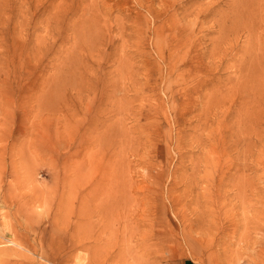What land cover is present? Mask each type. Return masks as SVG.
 I'll list each match as a JSON object with an SVG mask.
<instances>
[{
    "label": "rangeland",
    "instance_id": "374dc122",
    "mask_svg": "<svg viewBox=\"0 0 264 264\" xmlns=\"http://www.w3.org/2000/svg\"><path fill=\"white\" fill-rule=\"evenodd\" d=\"M35 5L0 8V264H264V0Z\"/></svg>",
    "mask_w": 264,
    "mask_h": 264
},
{
    "label": "bare ground",
    "instance_id": "6f19581e",
    "mask_svg": "<svg viewBox=\"0 0 264 264\" xmlns=\"http://www.w3.org/2000/svg\"><path fill=\"white\" fill-rule=\"evenodd\" d=\"M2 1V0H1ZM38 1H40V0H6V3H4L3 5L4 6H0V8L2 7L3 9L4 8H6V13H7V17L6 18H8V17H10L12 20H13V23H14V28L13 29H17L18 28V34H17V36L16 37H18L19 35H23V34H31V33H29L30 31H29V27H31V28H39V26L41 25V24H43L44 23V21H45V19H41V18H39V16L40 15H43V13L45 12L44 11V9H40L37 5H35V4H37L38 3ZM2 2H4V0L2 1ZM13 3V4H12ZM1 5H2V3H1ZM58 7V6H57ZM8 9V10H7ZM46 9H48V7H46ZM3 12H4V10H2ZM2 12V13H3ZM1 14V13H0ZM24 14H26V17L25 18H23V19H19V17L20 16H23ZM35 16H37V19L35 18ZM4 19V18H3ZM32 19H34L35 21H34V23L31 25V20ZM5 20V19H4ZM4 20L2 21L3 23H4ZM1 22V21H0ZM1 22V23H2ZM40 23V24H39ZM5 24V23H4ZM1 25V24H0ZM3 25V24H2ZM47 25H49V24H47ZM16 29L14 30L15 32H16ZM57 29H58V33H60V32H62L61 31V26H59L58 24H57ZM78 29V27H75L74 26V30L76 31ZM0 31H1V26H0ZM32 32V31H31ZM1 38V37H0ZM13 39V38H12ZM16 45H17V43H16ZM3 46H5L4 44H3V42H0V59H3V58H5V55H2V50L4 49V47ZM15 46V45H14ZM2 47H3V49H2ZM2 49V50H1ZM8 53V52H7ZM22 53V52H21ZM8 56H10V55H8L7 54V58H9ZM9 60V59H8ZM14 60V59H13ZM1 61V60H0ZM2 62L4 63V61L2 60ZM12 63H14L13 61H11ZM1 65V64H0ZM9 66V65H8ZM13 69V68H12ZM15 69V68H14ZM8 71V70H7ZM14 71V70H13ZM21 72V71H20ZM3 74V69L2 68H0V77H1V75ZM7 76V75H6ZM9 76V75H8ZM7 78V77H6ZM8 79H9V77H8ZM3 81H5V80H3ZM6 83H8V82H6ZM5 83V84H6ZM8 85V84H7ZM4 86V85H3ZM2 89H4L3 87H1ZM114 88H115V86H114ZM5 90V89H4ZM10 90V89H9ZM112 91H114L115 92V89H113ZM0 92H2V90L0 91ZM6 92V91H5ZM112 93V92H111ZM1 94V93H0ZM10 94V93H9ZM12 94V93H11ZM3 95V94H2ZM7 96V98H8V95H6ZM13 95H11V97H12ZM13 98H14V96H13ZM10 100V99H9ZM13 101H14V99H13ZM12 101V102H13ZM10 103V102H9ZM2 102L0 101V112L2 113V110H3V107H2ZM7 106V105H6ZM5 106V108H7ZM10 108V107H9ZM7 111V110H6ZM10 111V110H9ZM5 114V113H4ZM3 121V120H2ZM1 122V121H0ZM60 122V121H59ZM2 124V123H1ZM61 125V124H60ZM0 133H2V132H0ZM5 132H3V134H4ZM2 136V135H1ZM4 137V136H3ZM1 138V137H0ZM4 139V138H3ZM101 140V139H100ZM99 140V141H100ZM99 141H98V143H99ZM25 142V141H24ZM88 142V141H87ZM90 143V142H89ZM92 143V142H91ZM88 144V143H87ZM85 145H86V143H85ZM100 145H101V143H100ZM99 145V146H100ZM101 146H103V144L101 145ZM101 146L99 147V148H101ZM11 148V147H10ZM15 148V147H14ZM11 149H13V146H12V148ZM3 150V149H2ZM1 150V151H2ZM83 161H84V159H83ZM85 162V161H84ZM71 180H72V178H71ZM65 181H66V179H65ZM105 184V183H104ZM63 185H64V183H63ZM65 185H66V182H65ZM103 187V186H102ZM112 187V186H111ZM64 188H65V186H64ZM104 188V187H103ZM70 189V188H69ZM65 190V189H64ZM103 190V189H102ZM118 191V190H117ZM98 192H100V191H98ZM105 192V191H104ZM113 192V191H112ZM112 192H111V190H110V193L112 194ZM115 193H116V191H114ZM1 193H2V191H1ZM97 193V192H96ZM122 192H120V194H121ZM109 194V193H108ZM111 194H110V197H112L113 196V194H112V196H111ZM117 194V193H116ZM119 194V195H120ZM124 193H122V197L125 195H123ZM115 195V194H114ZM118 195V196H119ZM113 197H115L116 198V196H113ZM112 197V198H113ZM125 197V196H124ZM123 197V198H124ZM109 198V197H108ZM121 198V197H120ZM100 199V198H99ZM111 199V198H110ZM118 199H119V197H118ZM126 199V198H125ZM125 199H123L124 201H125ZM0 200H3L4 202H6L7 203V201L9 200V199H7L6 198V195H1L0 194ZM105 200H106V198H105ZM105 200H103V201H105ZM112 200V199H111ZM12 201V200H11ZM108 201H109V199H108ZM114 202H115V200H113ZM121 201V200H120ZM99 202H100V200H99ZM98 202V203H99ZM127 202V201H126ZM9 203V202H8ZM97 203V205H100V204H98ZM100 203H102V201L100 202ZM107 203V200H106V202H105V204ZM119 203V202H118ZM117 203V205L118 206H121V205H119ZM125 203V202H124ZM103 204V203H102ZM101 204V205H102ZM108 204H110L109 202H108ZM116 203H114V205H115ZM100 205V206H101ZM111 205V204H110ZM110 205H108L109 207H111ZM123 206H125L124 204H122ZM103 206H105V205H103ZM102 206V207H103ZM113 206V205H112ZM96 207H98V206H96ZM117 207V206H116ZM122 207V206H121ZM126 207V206H125ZM104 208V207H103ZM103 208H101L102 210H103ZM112 208V207H111ZM111 208H106V209H108L109 211H113V209H114V207H113V209L112 210H110ZM127 209V208H126ZM101 210V211H102ZM98 211V210H97ZM122 211V210H121ZM120 211V212H121ZM104 211H102V213H103ZM105 212H107V211H105ZM105 212H104V215H105ZM101 213V216L103 215ZM111 213V212H110ZM123 213V212H122ZM121 213V214H122ZM96 214V213H95ZM98 214V213H97ZM129 214H130V212H129ZM129 214H127V215H129ZM106 215H108V212H107V214ZM144 215V214H143ZM109 216V215H108ZM97 217H99V216H97ZM122 217V216H121ZM120 217V218H121ZM107 218H109V217H107ZM117 218V217H116ZM115 218V219H116ZM127 218H128V216H127ZM139 218V217H138ZM141 218V217H140ZM147 218V217H146ZM99 219V218H98ZM124 219V218H123ZM142 219H143V217H142ZM144 219H145V217H144ZM144 219H143V223L145 222L144 221ZM107 220V219H106ZM112 220V219H111ZM110 220V221H111ZM127 220V219H126ZM97 221V220H96ZM108 221V220H107ZM110 221L107 223V224H111L110 223ZM101 222V221H100ZM112 222V221H111ZM112 223H114V222H112ZM125 223V222H124ZM138 223V222H137ZM115 224H116V222H115ZM139 224V223H138ZM103 225V224H102ZM105 225H106V222H105ZM104 225V226H105ZM103 226V227H104ZM108 226V225H107ZM123 226H125L124 224L122 225V228H123ZM99 227H101V226H99ZM121 227V226H120ZM106 229H108V228H106ZM113 229V228H112ZM119 229V228H118ZM104 230V229H103ZM108 230H110V228L108 229ZM121 230V229H120ZM120 230H118L119 232H120ZM112 231V230H111ZM104 232V231H103ZM108 232V231H107ZM101 233V235L103 234L102 232H100ZM99 233V234H100ZM98 234V233H97ZM98 234V235H99ZM110 234V233H109ZM109 234L108 235H106V236H109ZM123 234V233H122ZM121 236V235H120ZM98 237H100V236H97L96 235V239H98ZM106 239V238H105ZM110 239V238H109ZM100 240H102V239H99V241ZM107 240V239H106ZM106 242H108V240L106 241ZM17 244H18V242H16ZM1 254H0V261L1 260H4L3 258H5V255L6 254H8V252L6 251V250H4V251H1L0 252ZM5 261V260H4ZM3 261V262H4Z\"/></svg>",
    "mask_w": 264,
    "mask_h": 264
},
{
    "label": "crops",
    "instance_id": "0c3cea01",
    "mask_svg": "<svg viewBox=\"0 0 264 264\" xmlns=\"http://www.w3.org/2000/svg\"><path fill=\"white\" fill-rule=\"evenodd\" d=\"M168 264H197L194 260L189 258H176L170 261Z\"/></svg>",
    "mask_w": 264,
    "mask_h": 264
}]
</instances>
